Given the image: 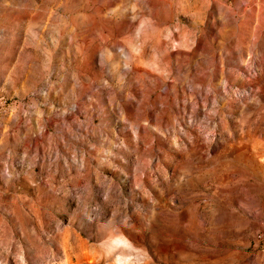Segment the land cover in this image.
<instances>
[{
	"label": "rangeland",
	"instance_id": "rangeland-1",
	"mask_svg": "<svg viewBox=\"0 0 264 264\" xmlns=\"http://www.w3.org/2000/svg\"><path fill=\"white\" fill-rule=\"evenodd\" d=\"M0 264H264V0H0Z\"/></svg>",
	"mask_w": 264,
	"mask_h": 264
}]
</instances>
